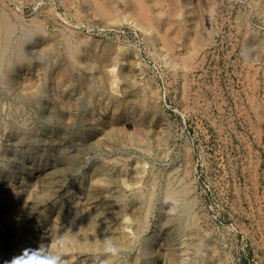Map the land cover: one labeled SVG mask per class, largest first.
Returning a JSON list of instances; mask_svg holds the SVG:
<instances>
[{"label": "rangeland", "instance_id": "374dc122", "mask_svg": "<svg viewBox=\"0 0 264 264\" xmlns=\"http://www.w3.org/2000/svg\"><path fill=\"white\" fill-rule=\"evenodd\" d=\"M100 1L103 6L100 5ZM197 1L186 0L185 3V0L180 2L179 0H142L141 2L139 0H99V2L97 0H0L2 10L11 14L13 18L20 17V20L17 19L19 17L14 19L18 20L21 26L24 24L23 29L24 26L32 28L34 24L42 22L40 26L43 25L41 28L45 30L43 35L47 36V39L48 36L52 37L51 35L60 36L64 29L66 33L77 32L83 40L87 38L91 42H100L98 51L103 57L106 53V48L102 49L106 47L105 43L111 45L113 50L106 59L108 63L118 55L120 46L128 50L130 48L128 51L130 53L126 52L124 57L129 58L131 63L125 61L126 63L123 64H132L130 67L128 64L126 66L132 71H128L129 80L132 78L131 81L135 83L133 79H137L134 86L137 90H135L136 99L140 97L142 100H139L143 102L147 97L158 107L154 116L147 110L140 112V109L133 105L134 102L129 105V107L133 106L129 115L119 112L116 114L112 111L120 105L117 102H112L106 112L101 111L100 108L107 102L106 95L111 90L109 89L107 93L108 88L101 89L102 75L95 74L94 70L91 72L84 66L79 71L86 70L84 73L87 75L93 73L97 76L98 89L95 100L100 102L95 113L88 108V99L91 95L86 88V90L83 88L86 84H83L81 76L72 82L73 86H70L71 82L67 85L76 93L69 88L64 94L63 89L56 90L59 82L57 76L55 79L56 72H54V78L51 74L52 77L49 76L48 80L47 78L46 81L42 80L43 91L40 97L44 95L43 102L33 101L29 105L25 104L26 106L24 101L14 100L15 96H11L12 93L0 91L1 103L4 102L9 107L12 105L11 108L6 107L4 110L0 105V122H5L0 126V158L2 156L7 158V161L0 159L1 219L4 220L5 225L6 221L10 220L9 228L12 229L11 227L16 223V209L21 199L31 196L30 205H32L26 213L24 230L20 234L13 231L9 235L0 237V264H5V261L19 255L25 248L37 247H43L46 251L48 247L54 249L52 255L60 258L59 264H109L105 259L108 252H116L115 256L118 254L115 264H203L206 259H209L211 264H219L217 263L219 261L220 264H264V131L261 122V116L264 115V14L260 13L257 0ZM143 3H146V9L150 10L147 14L149 22L147 19H142L143 17L140 18L147 11L141 12ZM139 4L142 7L138 6ZM102 7L107 9L110 7L111 10L105 9L106 12ZM137 8L142 15L140 12L137 13ZM111 11L113 14L108 13ZM35 18H38V23ZM186 25H189V28ZM193 33L197 39L193 37ZM199 37L201 41H198ZM254 37L261 41V47L258 48L259 55L255 46L246 47V42ZM250 50L255 52L251 59L248 54ZM53 62L55 59H52V66ZM132 66L135 68L134 71ZM137 68H141L142 71ZM34 71L23 70L17 76L24 81L32 76L37 79L38 74H34ZM81 72L79 75H82ZM123 83L121 82L120 85ZM77 90L85 92L82 93L85 95L81 96L82 94ZM128 92L124 91L123 96L119 95V98L124 100L126 97V101H130ZM68 98H71L76 106L68 107L66 105ZM78 103H80L79 107ZM65 105L66 107H63ZM13 106L21 107L26 111L27 116L35 124L31 131L29 130L31 124L26 125L22 117L16 115ZM54 107L56 108L53 110ZM66 109V113L68 111L70 113L65 114ZM133 109V112L136 109L139 112L133 113ZM92 112L94 114H91ZM120 115L123 117L122 120L127 122L125 126L127 131L122 128L126 136L122 131L118 138L135 137L136 120H139L145 124L148 135L144 137L146 140L150 137V141L148 139L150 147L144 144L143 146L139 141L138 144H132L127 139L126 144L116 140L117 142L111 141V145L106 132L112 127L110 125L116 123V118ZM67 116L73 117L72 121ZM91 116L95 119L92 120ZM82 117L85 119L83 120ZM100 138L102 145L97 140ZM106 144L107 146H104ZM104 147L106 149L109 147L110 151L105 150ZM104 159L111 163L106 162L110 165L107 170L109 173L106 171L109 180L103 182L105 184L110 182L109 186L103 185L104 188L97 186L103 191L100 189L91 192L93 199L96 198L94 204L86 206L87 209L91 208V213L78 214L77 199H82L90 192L94 182L91 176L95 169L105 162ZM138 168L144 171L141 175H145L143 180L147 179V182L157 177L161 184L168 179L176 182V185L184 177H188L191 193L187 196L188 201L184 203H189L188 207L192 214L190 217H192L185 218V224L193 225L179 227L176 221L186 206L183 201L180 202L181 204H175L177 207L175 209V205L170 203L162 205L158 202L151 209L148 218H139L133 211V204H129V198L136 194L139 190L138 186L141 185H134L141 173L138 172ZM118 173L124 177H120ZM113 174H117L122 180L124 178L126 183H122L123 181ZM114 177L116 180L113 179ZM115 188L120 190L115 193ZM120 192L126 195L125 198L128 196L126 204L116 199ZM110 203L113 205L111 206ZM119 203H123L124 208L121 209L120 207L123 206ZM102 212H104L103 216H106L105 219L101 217L103 221L100 217H96ZM164 215H170V218L176 220L172 218L174 221L171 219L173 222H168ZM94 216L96 220L102 222L99 237L109 239L102 241L109 248L104 245L107 249H103L102 246V253L100 252L102 256L89 252L87 255L77 254L75 260L68 258L67 253L70 251H67L61 243V235L77 225L80 226L81 220L86 222ZM107 219L114 221L112 225L106 223ZM104 223L106 226L103 225ZM107 226L109 230L104 228ZM56 229L60 230L56 231ZM116 229L127 235V243L130 245L126 244L119 251H116L112 239L118 233ZM113 233L114 235H111ZM195 234L200 238L195 237ZM149 239L150 244H148ZM196 241L199 246L196 245Z\"/></svg>", "mask_w": 264, "mask_h": 264}, {"label": "bare ground", "instance_id": "6f19581e", "mask_svg": "<svg viewBox=\"0 0 264 264\" xmlns=\"http://www.w3.org/2000/svg\"><path fill=\"white\" fill-rule=\"evenodd\" d=\"M98 2H99V0H97ZM140 2L142 1V0H139ZM188 2H190V0H187ZM197 1V0H196ZM201 1V0H200ZM138 2V1H137ZM179 2H180V0H179ZM187 2V3H188ZM198 2V1H197ZM178 3V2H177ZM185 3H186V0H185ZM257 3H258V6H260V13L261 14H264V0H257ZM103 4V3H102ZM101 4V1H100V5L101 6H103ZM144 4V3H143ZM146 3L144 4V6L142 7V5H138V6H140V7H142V9H141V12H142V10H143V12H144V10H147V11H145L144 13H143V15L141 14V12H140V14L142 15L140 18H142V19H144V20H146L147 19V21H148V19L149 18H147V17H149V15H147L148 14V12L150 11H148V9H146ZM148 5V4H147ZM257 5V4H256ZM112 7V6H111ZM148 7H149V5H148ZM153 7V6H152ZM183 7V6H182ZM201 7V6H200ZM103 9H104V11H106L105 9H107L106 7L104 8V7H102ZM86 9V8H85ZM108 9H110L111 10V8L109 7ZM107 9V10H108ZM117 9H118V7H117ZM109 10V11H110ZM138 8H137V13H139L138 12ZM119 11V10H118ZM107 12V11H106ZM112 12V13H111ZM111 12H108V13H110V14H113V11H111ZM136 13V14H137ZM150 14V13H149ZM147 15V16H146ZM17 17H19V16H17ZM17 17H14V18H17ZM137 18H139V16H136ZM13 17H12V15L11 14H8L6 11H4V10H2L1 9V7H0V91H2V92H10V93H12L11 94V96H15L14 98H12V99H14V100H18V102L20 101H24V105L26 104V105H29L30 103H32L33 101H35V102H37V101H40V102H43V100H42V98L44 97V95H42V97H40V93H42V91H43V87H42V82H44V81H46V78H47V80H48V77L50 76V77H52L51 76V74H53L54 72H56V74H55V79H56V76H57V79H58V84H59V86L57 87V85L58 84H56V87H57V89L56 90H60V89H63V93L64 94H66V92H68V89L70 88H68L67 87V85H69V84H71L72 82H74L76 79H77V77H82V79H83V81L82 82H84L83 84H86L83 88L85 89H87V91L89 92V95H91V97H90V99H88L89 100V103H88V105H89V109H91L92 111H94V113H95V109H97V107H98V104H99V102H100V100H95L96 99V90L98 89L97 88V79H96V77L97 76H95V74L96 73H99L100 75H102L101 77H102V81H103V85H102V87H101V89H106L107 90V88H108V91H106L107 93L109 92V89L111 90L110 91V93L109 94H105L106 95V99H107V102L105 103V105L103 106L102 105V107L100 108L101 109V111H107L106 109H109L110 107V104L112 103V102H117L118 104H120L117 108L115 107V110H112V111H114V112H116V114H117V112H119L120 114L121 113H124V114H127V115H129L130 113V109H132L133 108V106H131V107H129V105L132 103V102H134V104L133 105H135V106H137L140 110V112H141V110H143V111H145V110H147L151 115H153L154 116V113L156 112V110H157V108L158 107H156V104H154L153 102H151L150 100L151 99H147V97H146V99L142 102V101H140L139 99H141L140 97H139V99H136V96H137V94H136V89H135V87L134 86H136V80H135V78L133 79L134 80V82L135 83H133V81H131L132 80V78L129 80V78H130V74H129V72H132V71H129V67L132 65V64H128L129 65V67L128 66H126L125 64H123L125 61H127V62H129V63H131L128 59L129 58H126V57H124V55L126 54V52H128L129 50H130V48H129V50H128V48H126V47H123V46H120V48L118 49V55H117V53H116V57L115 58H112L113 59V61L112 62H110V63H108V62H106L107 60V57L112 53V50H113V47L111 46V45H108L107 43H105V42H103V43H105V45L104 44H102L101 43V45H104V46H106V47H101L103 50H104V48H106V53H104V57L103 56H101V54L99 53V49H98V47H99V43H97V42H91V40L90 39H87L86 38V40H83L81 37H80V35L77 33V32H68V33H66L65 32V29H64V32H63V34H62V32L60 33L61 35L59 36H54V35H51L52 37H49L48 36V39L45 37V35H43L44 33L43 32H45V30L44 29H42L41 28V26H43V25H41L40 26V24H42V22H40V24H34V26H32V28H25V26H24V29L22 28L23 27V25L21 26V23H19V21L18 20H15ZM263 18H264V16H263ZM17 19H19L20 20V17L19 18H17ZM36 19V22H37V20H38V18H35ZM136 19V18H135ZM138 20V19H137ZM144 20H142V22L144 21ZM150 20V19H149ZM40 21V20H39ZM136 21V20H135ZM154 21V20H153ZM21 22H22V20H21ZM35 22V23H36ZM137 22V21H136ZM141 22V23H142ZM145 22V21H144ZM149 22V21H148ZM148 22H146V23H148ZM34 23V22H33ZM38 23V22H37ZM32 24V23H31ZM26 25V24H25ZM29 26V25H28ZM137 26L139 27V24L137 23ZM144 26V25H143ZM142 26V27H143ZM187 26V25H186ZM189 26V25H188ZM187 26V27H188ZM198 26V25H197ZM45 27V26H44ZM140 28V27H139ZM146 28H147V24H146ZM151 28V27H150ZM189 28V27H188ZM23 29V30H22ZM186 29V28H185ZM196 29H198L197 27H196ZM44 30V31H43ZM67 30V29H66ZM143 30H144V28H143ZM149 30V29H148ZM151 30V29H150ZM149 30V31H150ZM63 31V30H62ZM71 31H73V30H71ZM144 31H146V29L144 30ZM149 31H148V33H149ZM196 31V30H195ZM200 31V30H199ZM20 32H21V34H20ZM59 32V31H58ZM49 33V32H48ZM79 33H80V31H79ZM147 33V32H146ZM195 33H197V32H195ZM47 34V33H46ZM50 34V33H49ZM49 34H47V35H49ZM194 34V33H193ZM20 35V36H19ZM199 35V34H198ZM198 35H196V36H198ZM165 36H167V35H165ZM193 37H195V34L193 35ZM202 37V36H201ZM201 37H199L198 39V41H201L200 40V38ZM83 38H85V37H83ZM165 39V38H164ZM163 38H162V40L163 41H166V39L164 40ZM195 39H197L196 37H195ZM90 40V41H89ZM168 40V39H167ZM98 41V40H97ZM162 41V42H163ZM102 42V41H101ZM196 42V41H195ZM197 43V42H196ZM247 44H246V47H252V46H255L254 48H257V50H256V53H258V55H259V49H260V47H261V41L258 39V38H256V37H254V38H251L248 42H246ZM113 44V43H112ZM166 44V43H165ZM164 44V45H165ZM198 44V43H197ZM46 45V47H44ZM114 45V44H113ZM115 46V45H114ZM116 46H118V45H116ZM119 47V46H118ZM129 47V46H128ZM44 48V49H43ZM259 48V49H258ZM116 50V49H115ZM101 51V50H100ZM104 51V52H105ZM102 52V51H101ZM136 51H134V53H135ZM128 53H130V52H128ZM127 53V54H128ZM132 53V52H131ZM133 53V54H134ZM133 54H131V55H133ZM136 54V53H135ZM134 54V55H135ZM249 56H250V59L252 58V57H254V55H255V52H253V51H249ZM123 57V59L121 60V58ZM127 57H128V55H127ZM100 58H102L103 60H99ZM255 58H257V59H259L258 57H256L255 56ZM52 59H55V62H53V66H52ZM131 60H132V58H131ZM135 60H136V58H135ZM256 60V59H255ZM134 61V60H133ZM126 63V62H125ZM137 63V62H136ZM140 64V63H139ZM138 65V64H137ZM85 67V68H87L88 70H91V72L94 70V72H95V74H93V73H89L90 75H87V73H84V71H86V70H84L83 72H81V71H79V70H82L81 69V67ZM134 66H136V65H134ZM134 66H132V69H133V71H134V69L135 68H133ZM83 67V68H84ZM137 69H139V68H137ZM23 70H28V71H33V70H35L34 71V74H38V76H37V79H36V77L34 78L33 76L32 77H30V78H28V79H26L25 81L24 80H22V79H20V78H18V76L17 75H19ZM131 70V69H130ZM139 70H141V68L139 69ZM129 71V72H128ZM142 71V70H141ZM140 71V72H141ZM79 72H81L82 73V75H79ZM89 72V71H88ZM26 73V72H25ZM142 73V72H141ZM27 74V73H26ZM30 74V73H29ZM132 74V73H131ZM134 74V73H133ZM138 74H140V73H138ZM98 75V74H97ZM142 75V74H141ZM136 77V76H135ZM53 78H54V74H53ZM98 78V79H99ZM45 79V80H44ZM42 80H44V81H42ZM78 80V79H77ZM140 80V79H139ZM52 81H53V79H52ZM51 82V81H50ZM71 82V83H70ZM80 82V81H79ZM78 82V83H79ZM81 82V83H82ZM121 82L123 83L122 85H120L121 84ZM49 83V82H48ZM80 83V87H81V84ZM138 83V82H137ZM141 82H139V84H140ZM46 84H47V82H46ZM50 84V83H49ZM76 85H77V83H75ZM142 84V83H141ZM138 85V84H137ZM54 86V88H55V85H53ZM70 86H73V83H72V85H70ZM48 87V86H47ZM75 87H77V86H75ZM53 88V89H54ZM60 88V89H59ZM82 88V87H81ZM82 88V89H83ZM138 88V87H137ZM23 92H25V93H21L22 91ZM71 89V88H70ZM79 89V88H78ZM85 89V90H86ZM71 90H74L73 88L71 89ZM136 90V91H135ZM55 91V90H54ZM57 91V92H58ZM62 91V90H61ZM75 91V90H74ZM77 91H79V90H77ZM124 91H129L128 92V97L130 98V101L128 100V101H126V97H124V100L123 99H120L119 98V95H122L123 96V92ZM10 93H8V94H10ZM46 93V92H45ZM70 93V92H69ZM71 93H73V92H71ZM75 93H76V91H75ZM79 93H85V92H80L79 91ZM87 93V92H86ZM100 93V92H99ZM102 93H104V92H102ZM122 93V94H121ZM7 93H5V95H6ZM24 94V95H23ZM56 94H58V93H56ZM55 94V95H56ZM75 95V94H74ZM85 94H82L81 96H84ZM66 96V95H65ZM64 96V97H65ZM99 96H100V94H99ZM121 96V97H122ZM124 96H125V93H124ZM58 96H56V98H57ZM77 97V96H76ZM85 97H87V96H85ZM84 97V98H85ZM49 98V97H48ZM78 98V97H77ZM83 98V99H84ZM99 98V97H98ZM100 98H101V96H100ZM145 98V97H144ZM102 99V98H101ZM58 100V99H57ZM88 100H86V101H88ZM105 100V99H104ZM136 100H139V101H136ZM142 100V99H141ZM85 101V102H86ZM15 102V101H14ZM17 102V101H16ZM17 102V103H18ZM64 102V101H63ZM63 102H61V103H63ZM76 102V101H75ZM79 102H81V101H79ZM136 102V103H135ZM2 103H4V102H2ZM1 103V101H0V105L2 106V108H3V110L6 108V107H8V108H11L12 107V105H11V107H9V106H6L7 104L6 103H4V104H2ZM48 103V102H47ZM65 103V102H64ZM82 103V102H81ZM12 104V103H11ZM49 104V103H48ZM79 104L80 103H78V107H79ZM114 104V103H113ZM116 104V103H115ZM10 105V104H9ZM25 105V106H26ZM55 105V104H54ZM68 107L70 106V108H72V106H76V104H74V102H73V100L71 99V98H68V100H67V104H66ZM66 105L65 106H63V107H66ZM0 106V107H1ZM16 106H18V105H16ZM80 106H82V105H80ZM13 107H15V106H13ZM22 107H24V106H22ZM28 107V106H27ZM34 107V106H33ZM62 107V106H61ZM60 107V108H61ZM78 107H77V111H78ZM21 108V107H20ZM20 108H18V107H15V113H16V115L18 114L19 115V117H22V119H23V122H25L26 123V125H30L31 124V126H30V131L34 128V123L31 121V119H30V117H28L27 116V114L25 113L26 111L25 110H23L22 108L20 109ZM28 108H30V106L28 107ZM56 107H54L53 108V110L55 109ZM58 108V107H57ZM75 108V107H74ZM83 108H84V105H83ZM88 108H86L87 110H88ZM62 109H64V108H62ZM113 109V108H112ZM31 110V109H30ZM69 110V109H68ZM66 111H67V109L65 110V114H68V113H70L69 111L66 113ZM100 111V110H99ZM134 111V109L132 110V112ZM136 111H138L137 109L135 110V112ZM138 111V112H139ZM39 112V111H38ZM42 112V111H41ZM54 112V111H53ZM72 112V111H71ZM89 112H90V110H89ZM104 112V113H105ZM114 112H113V114H114ZM135 112H133V113H135ZM137 112V113H138ZM147 112V113H148ZM63 113V112H62ZM61 113V114H62ZM75 113H78V112H75ZM87 113H88V111H87ZM93 112L91 113V114H94ZM97 113H99V112H97ZM129 113V114H128ZM145 113V112H144ZM39 114V113H38ZM85 115H86V113H84ZM101 114V113H100ZM112 114V115H113ZM116 114H115V116H116ZM143 114V113H142ZM146 114V113H145ZM144 114V115H145ZM149 114V115H150ZM69 115H71V114H69ZM99 115V114H98ZM111 115V116H112ZM139 115V114H138ZM65 116V115H64ZM73 116V115H72ZM124 116V118H125V115H123ZM131 116H132V114H131ZM137 116V115H136ZM143 116V115H142ZM147 116H148V114H147ZM1 117V116H0ZM17 117V116H16ZM15 117V118H16ZM32 117V116H31ZM68 117V116H67ZM81 117V116H80ZM80 117H79V119H80ZM91 117H93V116H91ZM101 117H102V114H101ZM100 117V118H101ZM140 117V116H139ZM145 117H146V115H145ZM151 117V116H150ZM35 118V117H34ZM37 118V117H36ZM35 118V119H36ZM63 118V117H62ZM69 118V117H68ZM71 118H73V117H71ZM71 118H69V119H71ZM83 118V117H82ZM89 118V117H88ZM122 116L120 115V117L118 116V118H116V123L114 122L113 123V125H110V126H112V127H109L110 128V130H108L107 132H106V134L108 135V137L107 138H109V140H110V142L111 141H116V140H121V141H123L122 143L124 144V142H125V144H126V142L127 141H129V142H131L132 144H135V143H137V141H139V143H141L142 145L144 144L146 147H150V143H148V139L150 138H148L147 140H146V137H144V136H146V135H148L147 133H146V130H145V124L144 123H141V121H139V120H136V130L135 131H137V134H136V132H134L136 135H135V137L134 136H132V137H130V138H124L123 137V139H119L118 137L120 136V134L119 133H121L124 129H125V126H126V123L127 122H125L124 120H122ZM143 118V117H142ZM261 118H262V120H261V122H262V130L264 131V115L263 116H261ZM18 119V118H17ZM19 119H21V118H19ZM33 119V118H32ZM64 119H66V118H64ZM85 118H83V120H84ZM92 120L93 119H95L94 117L93 118H91ZM91 119H89V120H91ZM114 119V118H113ZM113 119H111V120H113ZM137 119H138V117H137ZM39 119H37V121H38ZM41 120V119H40ZM62 120V119H61ZM99 120V119H98ZM101 120V119H100ZM132 120V119H131ZM142 120V119H141ZM146 121H147V119H145ZM31 121V122H30ZM36 121V120H35ZM71 121H72V119H71ZM71 121H68V122H70L71 123ZM85 121H87V120H85ZM108 121V120H107ZM106 121V122H107ZM128 121H130V120H128ZM22 122V121H21ZM22 122V123H23ZM90 122H92V121H90ZM95 122V121H94ZM98 122V121H97ZM142 122H144L143 120H142ZM3 123H5V122H3ZM3 123H1L0 122V126H2V125H4ZM39 123V122H38ZM65 124L64 125H66V122H64ZM82 123V122H81ZM103 123V122H102ZM109 123V122H108ZM111 123V122H110ZM133 123H134V119H133ZM133 123H132V125H133ZM146 123V122H145ZM8 123H6V125H7ZM24 124V123H23ZM98 124H100V123H98ZM6 125H5V127H6ZM73 125H75V124H73ZM80 125V124H79ZM79 125H78V128L80 129V127H79ZM88 125V124H87ZM90 125V124H89ZM109 125V124H108ZM8 126V125H7ZM68 126H70V125H68ZM5 127H4V129H5ZM75 127H77V125L75 126ZM87 127V126H86ZM85 127V128H86ZM94 127V126H93ZM96 127V126H95ZM128 127V126H127ZM3 128V127H2ZM27 128V127H26ZM74 128V127H73ZM82 128V127H81ZM84 128V127H83ZM122 128H124V129H122ZM132 128V127H131ZM134 128V127H133ZM147 128V127H146ZM7 129V128H6ZM28 129V128H27ZM76 129V128H75ZM90 129H92V127H90ZM95 129V128H94ZM85 130H87V129H85ZM89 131V130H88ZM91 131V130H90ZM94 131H96V130H94ZM104 131H106V129L104 130ZM125 131H127L126 129H125ZM134 131V130H133ZM150 131V130H149ZM85 132V131H84ZM154 132V131H153ZM91 133H92V131H91ZM91 133H89V134H91ZM123 134H125L124 133V131L122 132ZM121 133V134H122ZM151 133L152 132H150V135H151ZM85 134V133H84ZM93 134V133H92ZM103 134V133H102ZM105 134V133H104ZM106 134L104 135V136H106ZM130 134H132V133H130ZM129 134V135H130ZM96 135H97V133H96ZM149 135V136H150ZM85 136H86V134H85ZM95 136V135H94ZM102 136V135H101ZM123 136V135H122ZM124 136H126V134L124 135ZM151 137H152V135H151ZM86 138V137H85ZM104 139V138H103ZM106 139V138H105ZM126 139H127V141H126ZM152 139V138H151ZM166 139V138H165ZM85 140H88V139H85ZM92 140V139H91ZM97 140H99V142H100V144H101V141H102V138H100V139H97ZM146 140V141H145ZM168 140V139H167ZM106 141H107V139H106ZM105 141V142H106ZM149 141H150V139H149ZM161 141V140H160ZM165 141V140H164ZM108 142V141H107ZM117 142V141H116ZM85 143V142H84ZM98 143V142H97ZM160 143V142H159ZM138 144V143H137ZM158 144V143H157ZM156 144V145H157ZM162 144H163V142H162ZM161 144V145H162ZM166 144H167V142H166ZM91 145V144H90ZM102 145V144H101ZM111 145H112V142H111ZM129 145V144H128ZM143 145V146H144ZM154 145V144H153ZM160 145V144H159ZM92 146V145H91ZM94 146V145H93ZM104 146H107V144L106 145H104ZM98 147H100V145H98ZM152 147V146H151ZM157 147H158V145H157ZM156 147V149H159V148H157ZM161 147V146H160ZM103 148V147H102ZM105 148V150H107L109 147H107V149H106V147H104ZM112 148H114V147H112ZM98 149V148H97ZM111 149V148H110ZM150 149V148H149ZM103 150V149H102ZM101 150V151H102ZM109 150V149H108ZM160 150V149H159ZM110 151V150H109ZM158 151V150H157ZM104 152V151H103ZM110 153V152H109ZM108 153V154H109ZM99 158V157H98ZM1 161H7V158H5V156H2L1 158ZM99 159H101V158H99ZM105 160V159H104ZM104 160H103V162H104ZM109 160H105V162L104 163H101L99 166L100 167H98L97 169H95V172L93 173V171H91L92 173H93V176H91L92 178H93V181L94 182H92V180H91V182L93 183H91L93 186L91 187V190H90V192L89 193H87V194H85L84 196H83V198L82 199H77L78 200V203H77V201H76V203L78 204V206L76 207L77 209H79V210H77L78 211V214H82V213H85V212H90L91 210V208L90 209H87V205H90V204H94V202H96L95 201V199H93L94 197H92V195H91V192H97L98 190H100L101 189V187L100 188H98L99 186H102V188H104V186H109V183H103V182H108V180H109V175L107 174V173H109L107 170H109V168H110V165L109 164H111V163H109L108 162ZM81 162V161H80ZM99 162V161H98ZM106 162H108L109 164H107ZM124 163V162H123ZM80 164V163H79ZM78 164V165H79ZM82 164L84 165V162H82ZM121 164V163H120ZM120 164H119V167H120ZM126 164V163H125ZM129 165V164H128ZM112 166V165H111ZM127 166V165H126ZM143 166V165H142ZM79 167V166H78ZM93 167V166H92ZM128 167V166H127ZM126 167V168H127ZM95 168H96V165H95ZM117 168V167H116ZM116 168H114V169H116ZM141 168V167H140ZM140 168H138L137 170H139L138 172L140 173V175L138 176V175H136L135 174V176H138L139 177V179L138 180H136V182H134V185L135 186H138V184H141L140 186H138L139 188V190L138 191H136V194L131 198H129L128 200H129V204H133V206H134V208H133V211L134 212H136V214H138V216H139V218L140 219H146V218H148V215H149V213H150V211H151V209L158 203V202H161L160 204H162V205H164V203H170V205L172 204L173 206L175 205V204H179L180 202H182L183 201V204L185 205L186 204V206H185V208H183V210L180 212V214H179V216L176 218V219H178V220H176V219H174L172 216V218L174 219V220H176L178 223H179V227H185V226H188V224L189 223H187V225L185 224L186 222H185V218H188L189 217V219L192 217H190V214H191V209L188 207V204L189 203H184L186 200H187V196L189 195V193H191V187H190V182H189V180L187 179L188 177H184L183 179H182V181L180 182V183H178L177 182V184L175 185V183L173 182V181H171V180H168V179H166L165 181H163L162 182V184L160 183V181H158V179H157V177L156 178H153L152 179V177L153 176H151V181L153 182V184H151V181H150V179H149V181L147 182V179L146 180H143V179H145V178H143V176L145 177V175H141L142 174V172H144V171H140L141 169ZM118 169V168H117ZM121 169V168H120ZM119 170V169H118ZM125 170L126 169H124V172H125ZM106 171H107V173H106ZM116 171V170H115ZM122 171V170H121ZM112 172H114V171H112ZM120 172V171H119ZM123 172V173H124ZM128 171H126V173H127ZM117 173V172H116ZM122 173V172H121ZM91 174V173H90ZM119 174V173H118ZM155 174H157L156 172H155ZM154 173H153V175H155ZM92 175V174H91ZM117 175V174H116ZM116 175H114L113 174V176H116ZM125 175V174H124ZM119 176L121 177V176H123V175H121V174H119ZM126 176V175H125ZM117 177H118V175H117ZM120 177H118V178H120ZM124 177V176H123ZM134 177V176H133ZM113 179H115V177L113 178ZM121 180H122V178H120ZM116 180V179H115ZM120 180V181H121ZM54 181V180H53ZM117 181H118V179H117ZM117 181H116V184L118 185V183H117ZM123 182L122 183H126V180L123 178V180H122ZM119 182V181H118ZM94 183H95V185H94ZM136 183V184H135ZM174 183V184H173ZM115 183H114V185H116ZM121 184V183H120ZM119 184V185H120ZM104 185V186H103ZM113 185V186H114ZM127 185V184H126ZM131 185V184H130ZM178 185V186H177ZM91 186V185H90ZM98 186V187H97ZM110 186H111V184H110ZM53 187V186H52ZM118 187H121V186H118ZM117 187V188H118ZM131 187H132V185H131ZM90 188V187H89ZM130 188V187H129ZM46 189V188H45ZM50 189V188H49ZM54 189V188H53ZM55 189H58V188H55ZM114 189V188H113ZM116 189V188H115ZM88 190V189H87ZM102 190V189H101ZM108 190V189H107ZM117 190H120V188L119 189H116L115 190V193H116V191ZM45 191V190H44ZM103 191V190H102ZM47 192V191H46ZM118 192V191H117ZM86 193V192H85ZM113 193V192H112ZM51 194H52V192H51ZM48 195V194H47ZM53 196H54V193L52 194ZM96 195V194H95ZM100 195V194H99ZM118 195V193L116 194V196ZM114 196V195H113ZM125 196L126 195H124V194H122V192H120L119 193V196L116 198L117 200H118V202H123L124 201V203L125 202H127V198H128V196H127V198H125ZM190 196V195H189ZM31 197V196H30ZM30 197L29 198H23V199H21V201H20V203H19V205L17 206V213L15 214V216H16V223L11 227L12 229H10L9 228V226L11 225V223H9L10 222V220L9 221H6L7 223H6V225H5V222H4V220L2 221V219H1V216H0V237H2V236H6V235H9V234H11V233H13V231L15 232V233H21L22 232V230H24L23 228H24V224H25V222H26V213H27V211H28V208L30 209V206H32V205H30ZM45 198V197H44ZM111 198H112V196H111ZM48 200H49V198H47ZM46 199V200H47ZM191 200V199H190ZM113 201V200H112ZM116 201V200H115ZM115 201H114V203H115ZM188 201V200H187ZM192 201V200H191ZM53 202V201H52ZM59 202V201H58ZM57 202V203H58ZM63 203V202H62ZM117 203V202H116ZM56 204V203H55ZM122 204V206L124 205L123 203H121ZM120 203H119V205H121ZM126 204V203H125ZM181 204V203H180ZM61 205V204H60ZM110 205H111V203H110ZM112 205H113V203H112ZM111 205V206H112ZM117 205V204H116ZM115 205V206H116ZM127 206V205H126ZM125 206V207H126ZM129 206V205H128ZM132 206V205H131ZM132 206V207H133ZM191 206V205H190ZM117 207V206H116ZM119 208V207H118ZM121 209L122 208H124V206L123 207H120ZM126 208H128V207H126ZM175 208H177L176 207V205H175V207H174V209ZM96 209V208H95ZM99 210V209H98ZM177 210V209H176ZM59 211V210H58ZM93 211V210H92ZM100 211V210H99ZM117 211H119V210H117ZM116 211V212H117ZM127 211H129V210H127ZM101 212V211H100ZM58 213V212H57ZM91 213V212H90ZM103 213L104 212H102V214H98V213H96V214H98V216H96L97 218L98 217H100V220L101 221H103V219H105L106 218V216H103ZM130 213V212H129ZM86 214V213H85ZM120 214V213H119ZM119 214H117V215H119ZM130 214H132V213H130ZM169 214V213H168ZM178 214V213H177ZM1 215V214H0ZM93 215V214H92ZM105 215V214H104ZM192 215V214H191ZM164 216H166V221L168 220V222H171L173 219L172 218H170L169 216H167V215H164ZM175 216V215H174ZM28 217V216H27ZM85 217V216H84ZM90 217V216H89ZM103 219H102V218ZM118 217V216H117ZM176 217V216H175ZM82 218V217H81ZM86 218V217H85ZM111 218V217H110ZM116 218V217H115ZM114 218V219H115ZM196 218V217H195ZM77 219V218H76ZM109 219V218H108ZM107 219V221H106V223H109V224H111V223H113V222H111V220H108ZM172 219V220H171ZM8 220V219H7ZM79 220H80V218H79ZM86 220V219H85ZM99 219H95V216H94V218H89L86 222L85 221H82L81 220V225L79 226V225H77V227H75V228H72L71 230H69L68 232H65V233H63L62 235H61V237H62V241H61V243L63 244V246H64V248L67 250V251H70L69 253H67V251H65L67 254H69L68 255V258L70 257V258H72L73 260H75V258H77V254H89V252L91 253H93V254H95V255H99V254H101L102 252H101V249H102V246H103V249H107V248H105L107 245H106V243L104 244V242H102V241H108L109 239L107 238V237H99V233H100V223H102V222H99L98 221ZM116 220V219H115ZM173 220V221H174ZM195 220H197V219H195ZM75 221V220H74ZM110 221V222H109ZM165 221V220H164ZM172 221V222H173ZM175 221V222H176ZM188 221V220H187ZM194 221V220H193ZM117 222V224H118V221H116ZM191 222V221H190ZM80 223H78V224H80ZM106 223H104L103 225H105ZM193 223H195V222H193ZM10 224V225H9ZM73 224H75V222H73ZM169 224V223H168ZM173 224V223H172ZM171 224V225H172ZM192 224V223H191ZM191 224H189V225H191ZM112 225V224H111ZM110 225V226H111ZM119 225V224H118ZM193 225V224H192ZM57 226H59V225H56V227ZM71 226V225H70ZM69 226V227H70ZM74 226V225H73ZM106 226V225H105ZM175 226H177V225H175ZM175 226H173V227H175ZM112 227V226H111ZM178 227V228H179ZM191 227V226H190ZM104 228H107L108 230H109V226H107V227H104ZM172 228V227H171ZM186 228H188V227H186ZM67 229V228H66ZM70 229V228H69ZM174 229H176V228H174ZM179 229H183L184 230V228H179ZM55 230V229H54ZM57 230H60V229H56V231ZM117 230V232H118V229H116ZM122 231V230H121ZM175 231V230H174ZM173 231V232H174ZM182 231V230H181ZM54 232V231H53ZM61 232V231H60ZM64 232V231H63ZM169 232V231H168ZM171 232V231H170ZM55 233V232H54ZM172 233V232H171ZM59 234V233H58ZM174 234V233H173ZM104 235V234H103ZM103 235H100V236H103ZM111 235H114V233L113 234H111ZM116 235V236H115ZM114 235V237L112 238V236H111V238L114 240V242H115V247H116V251H119V249H122V248H124V246L127 244V246H130V245H128L129 243H127L128 242V240H127V235H125L123 232H118L117 234H115ZM175 235V234H174ZM196 236L195 237H199V235L197 236V234H195ZM11 236V235H10ZM60 236V235H59ZM107 236H108V234H107ZM110 238V237H109ZM110 238V239H111ZM174 238V237H173ZM196 238V239H197ZM200 238V237H199ZM2 239H4L5 240V238H2ZM198 240V239H197ZM200 240V239H199ZM202 240V239H201ZM0 241H1V238H0ZM7 241H8V239H7ZM143 241V240H142ZM141 241V242H142ZM148 241V240H147ZM23 243V242H22ZM112 243V242H111ZM147 243V242H146ZM194 243H195V241H194ZM196 243H197V241H196ZM200 243H202V242H199V244ZM108 245L110 244V243H107ZM114 244V243H113ZM148 244H150V239H149V241H148ZM147 244V245H148ZM18 245V244H17ZM26 245V244H25ZM54 245H56V242H55V244ZM104 245H106L105 247H104ZM196 245H198V243L196 244ZM199 246V245H198ZM18 247V246H17ZM108 247V246H107ZM111 247V246H110ZM113 247V246H112ZM21 248V247H20ZM109 248V247H108ZM114 248V247H113ZM111 249V248H110ZM57 250V249H56ZM100 250V251H99ZM113 250V249H112ZM216 250V249H215ZM63 251H64V249H63ZM77 251V252H76ZM197 251V250H196ZM48 252H50L51 254L52 253H54V249H52V248H50V247H48ZM101 252V253H100ZM106 252V251H105ZM215 252V251H214ZM218 252V251H217ZM216 252V253H217ZM64 253V252H63ZM197 253V252H196ZM65 254V253H64ZM66 254V255H67ZM107 254V253H106ZM122 254V253H121ZM218 254V253H217ZM9 255V254H8ZM116 255V252H108V254L107 255H105V259L107 260V261H109V264H115V261H116V259H117V257H118V254H117V256H115ZM101 256H102V254H101ZM10 257H12V256H10ZM79 257V256H78ZM104 257V256H103ZM102 257V258H103ZM137 258H139V257H137ZM218 258H219V255H218ZM220 258H221V256H220ZM175 259H176V257H175ZM216 259H217V257H216ZM137 260H139V259H137ZM203 260H205V259H203ZM207 260V264H208V262L210 261L209 259H206ZM206 260H205V263H203V264H206ZM219 260H221V259H219ZM72 261V260H71ZM140 261V260H139ZM139 261H137V263L139 262ZM134 262H136V260L134 261ZM174 262H176V260L174 261ZM201 262V261H200ZM204 262V261H203ZM210 263V262H209ZM214 263H215V261H214ZM217 263H219L220 264V261L219 262H217ZM211 264V263H210Z\"/></svg>", "mask_w": 264, "mask_h": 264}, {"label": "clouds", "instance_id": "9594fccd", "mask_svg": "<svg viewBox=\"0 0 264 264\" xmlns=\"http://www.w3.org/2000/svg\"><path fill=\"white\" fill-rule=\"evenodd\" d=\"M59 259L43 247L25 248L19 255L5 261V264H59Z\"/></svg>", "mask_w": 264, "mask_h": 264}]
</instances>
